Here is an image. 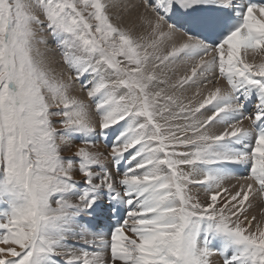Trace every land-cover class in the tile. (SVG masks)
<instances>
[{
    "label": "snow or ice",
    "instance_id": "snow-or-ice-1",
    "mask_svg": "<svg viewBox=\"0 0 264 264\" xmlns=\"http://www.w3.org/2000/svg\"><path fill=\"white\" fill-rule=\"evenodd\" d=\"M141 3L0 0V264H264V0Z\"/></svg>",
    "mask_w": 264,
    "mask_h": 264
},
{
    "label": "bare ground",
    "instance_id": "bare-ground-1",
    "mask_svg": "<svg viewBox=\"0 0 264 264\" xmlns=\"http://www.w3.org/2000/svg\"><path fill=\"white\" fill-rule=\"evenodd\" d=\"M127 2L130 3L131 5H135V7L132 8V9L130 10L129 13H127V14L124 15L123 25H122V26H125V27H128V26H130V24L137 22V19H138V17H139L140 15H142V14H147V13L145 12V9H144L142 3H141V0H127ZM114 22L119 23L118 21H115V20H114ZM47 39H49V42L51 43V37H47ZM57 58H58V57H57ZM185 68H186V66H180L179 69H178V72H177L175 75H173V79L176 78V75L183 74L184 71H185ZM222 83H223V82H222ZM78 88H79V86L77 85V89H78ZM77 94H78L81 98L85 99V101H86V95H85L84 92H80V91H78ZM189 95H190V93H189ZM86 102H87V101H86ZM64 154H65V155H69L70 153L66 151ZM231 183H236V181L233 180V181H231ZM255 213H256V212H255V210H254V212H253V213H250V215L255 214ZM257 220H258V221H264V218H259V219H257ZM255 223H256V222H254V225H255ZM262 226H264V223H262Z\"/></svg>",
    "mask_w": 264,
    "mask_h": 264
},
{
    "label": "rangeland",
    "instance_id": "rangeland-1",
    "mask_svg": "<svg viewBox=\"0 0 264 264\" xmlns=\"http://www.w3.org/2000/svg\"><path fill=\"white\" fill-rule=\"evenodd\" d=\"M86 101H87V98H86ZM64 155H65V154H64ZM255 212H256L255 215H257V219L261 218L260 215H259V211H258V209H256Z\"/></svg>",
    "mask_w": 264,
    "mask_h": 264
}]
</instances>
